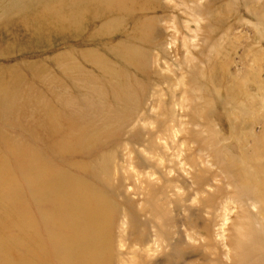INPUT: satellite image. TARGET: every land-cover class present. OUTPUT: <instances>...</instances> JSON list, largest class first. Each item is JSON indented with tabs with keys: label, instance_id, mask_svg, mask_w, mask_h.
Returning <instances> with one entry per match:
<instances>
[{
	"label": "rangeland",
	"instance_id": "rangeland-1",
	"mask_svg": "<svg viewBox=\"0 0 264 264\" xmlns=\"http://www.w3.org/2000/svg\"><path fill=\"white\" fill-rule=\"evenodd\" d=\"M0 264H264V0H0Z\"/></svg>",
	"mask_w": 264,
	"mask_h": 264
}]
</instances>
